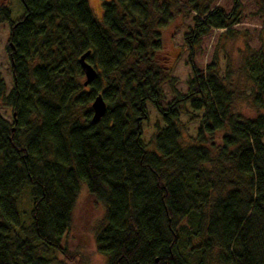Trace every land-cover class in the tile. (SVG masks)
Here are the masks:
<instances>
[{"label": "trees", "instance_id": "1", "mask_svg": "<svg viewBox=\"0 0 264 264\" xmlns=\"http://www.w3.org/2000/svg\"><path fill=\"white\" fill-rule=\"evenodd\" d=\"M20 1L16 20L0 4L13 81L7 92L0 74V107L12 113L0 114V264H50L38 245L82 264L61 246L81 182L106 207L95 243L108 264H264V46H246L224 75L217 59L195 64L210 30L239 22L240 1L227 13L184 0L195 13L184 35L192 77L186 94L172 86L166 110L163 29L176 0H110L101 22L88 0ZM82 56L97 72L87 85ZM98 96L106 112L93 122ZM147 102L165 123L156 152L142 139ZM187 104L202 112L189 145L179 126Z\"/></svg>", "mask_w": 264, "mask_h": 264}, {"label": "rangeland", "instance_id": "2", "mask_svg": "<svg viewBox=\"0 0 264 264\" xmlns=\"http://www.w3.org/2000/svg\"><path fill=\"white\" fill-rule=\"evenodd\" d=\"M110 0H88L94 17L101 22L102 3ZM211 1V0H207ZM241 3V18L234 25L230 32L226 30L212 29L202 38L201 44L195 54V64L198 68L204 69L213 61H217L218 70L224 75L226 69L231 66L237 69L241 63L242 51L246 46L259 50L264 46V6L262 0H239ZM215 6L223 8L227 13L233 8V0H213ZM0 4H7L11 11V18L16 20L24 12V6L20 0H0ZM184 0H176L173 5L174 18L172 22L163 29V43L165 46L166 64L171 68L172 81L163 85L164 99L161 101L162 107L166 110L168 105L174 100L175 95L172 86L180 94L188 91V80L192 77V70L189 65V51L184 42V35L193 26L194 12ZM10 29L6 23L0 24V74L4 79L7 92L13 87L10 63L6 54ZM86 79V78H85ZM242 87V86H241ZM148 119L141 124L142 139L146 148L150 152H156L154 136L157 128L165 126L162 115L155 106L147 102ZM240 108L248 115L244 105ZM0 114L5 119L11 121L12 113L9 108L0 107ZM202 112H195L187 104L180 113L179 126L183 133L184 144L192 143L198 128V118ZM31 202L27 195L22 197L19 208L23 216L29 214ZM106 207L103 202L94 201L89 196V190L84 182L80 183L77 201L72 215L71 226L63 236L61 246L66 248L68 254L78 255L82 264H108L106 257L98 253L95 243V235L101 226L104 225ZM39 254L51 260L50 264H75L64 259L58 250L47 249L38 245Z\"/></svg>", "mask_w": 264, "mask_h": 264}, {"label": "water", "instance_id": "3", "mask_svg": "<svg viewBox=\"0 0 264 264\" xmlns=\"http://www.w3.org/2000/svg\"><path fill=\"white\" fill-rule=\"evenodd\" d=\"M80 64L85 75V85L89 84L94 80L97 75L96 70L85 61V56H82L80 59ZM93 110V122H98L105 115L106 104L102 96H98L94 99L92 103Z\"/></svg>", "mask_w": 264, "mask_h": 264}]
</instances>
